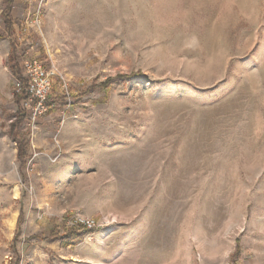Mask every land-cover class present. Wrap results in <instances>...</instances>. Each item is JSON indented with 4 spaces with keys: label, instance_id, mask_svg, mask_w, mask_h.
<instances>
[{
    "label": "rangeland",
    "instance_id": "rangeland-1",
    "mask_svg": "<svg viewBox=\"0 0 264 264\" xmlns=\"http://www.w3.org/2000/svg\"><path fill=\"white\" fill-rule=\"evenodd\" d=\"M5 1L0 264H264V0ZM11 43L58 75L22 168Z\"/></svg>",
    "mask_w": 264,
    "mask_h": 264
},
{
    "label": "built area",
    "instance_id": "built-area-1",
    "mask_svg": "<svg viewBox=\"0 0 264 264\" xmlns=\"http://www.w3.org/2000/svg\"><path fill=\"white\" fill-rule=\"evenodd\" d=\"M23 78L26 80V88L20 82H15V94L25 90L21 100L22 110L29 112L28 124L35 121L50 111L51 91L54 76H58L54 68H47L39 60H28L22 63ZM53 104V103H52ZM88 229L99 227L96 221L88 220L82 222Z\"/></svg>",
    "mask_w": 264,
    "mask_h": 264
},
{
    "label": "trees",
    "instance_id": "trees-1",
    "mask_svg": "<svg viewBox=\"0 0 264 264\" xmlns=\"http://www.w3.org/2000/svg\"><path fill=\"white\" fill-rule=\"evenodd\" d=\"M13 1L14 0H6L5 3L7 4V9L5 11V18L7 19L6 23L7 24H11L10 21V14L12 12V5H13ZM17 51L15 50V46L11 43V50H10V54L7 60V65L15 79V81L20 82L24 88H26V80L23 78V72L21 67L18 65L17 62ZM135 76V74L129 75V76H121L119 78L121 79H126L129 77ZM114 80L109 79L107 80L105 83H103L100 86H96L95 88H93V90L98 89L100 87L102 88H106L108 87ZM25 94V90L22 91V93L20 94H15V99L18 103L21 102V100L23 99ZM51 102H49V106L52 105V94H51ZM30 114L29 112L23 111L22 109H20L16 116H15V120L12 122V134L15 135L13 138L14 140L18 143V161L20 162V168L24 167L25 163H26V159L27 156H29V148L27 147V144L22 143V139L20 140L18 135L21 134L22 132V127L26 126L28 124V120H29ZM20 224V222H19ZM83 228V229H82ZM65 231H67L63 236H61V238H63V240H66L65 242V246H67L69 244V241L73 238H78L80 240L83 239V235L84 234H91L93 233L94 229H88L85 225L83 224H77V226L73 227V228H67ZM57 235H52V237L54 238Z\"/></svg>",
    "mask_w": 264,
    "mask_h": 264
},
{
    "label": "crops",
    "instance_id": "crops-1",
    "mask_svg": "<svg viewBox=\"0 0 264 264\" xmlns=\"http://www.w3.org/2000/svg\"><path fill=\"white\" fill-rule=\"evenodd\" d=\"M9 54H10V52H9ZM8 57H9V55H8ZM8 66V65H7ZM9 68V67H8ZM10 70V69H9ZM11 72V71H10ZM12 74V73H11Z\"/></svg>",
    "mask_w": 264,
    "mask_h": 264
},
{
    "label": "bare ground",
    "instance_id": "bare-ground-1",
    "mask_svg": "<svg viewBox=\"0 0 264 264\" xmlns=\"http://www.w3.org/2000/svg\"><path fill=\"white\" fill-rule=\"evenodd\" d=\"M18 189V188H17Z\"/></svg>",
    "mask_w": 264,
    "mask_h": 264
}]
</instances>
